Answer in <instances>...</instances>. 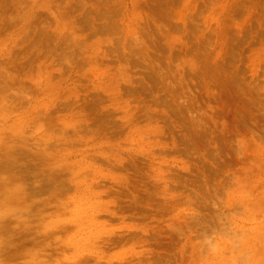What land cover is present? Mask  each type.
I'll return each instance as SVG.
<instances>
[{"label":"rangeland","instance_id":"rangeland-1","mask_svg":"<svg viewBox=\"0 0 264 264\" xmlns=\"http://www.w3.org/2000/svg\"><path fill=\"white\" fill-rule=\"evenodd\" d=\"M0 264H264V0H0Z\"/></svg>","mask_w":264,"mask_h":264}]
</instances>
